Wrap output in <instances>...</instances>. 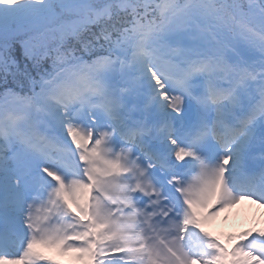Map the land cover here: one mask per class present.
Here are the masks:
<instances>
[{"label":"snow or ice","instance_id":"6c2138e0","mask_svg":"<svg viewBox=\"0 0 264 264\" xmlns=\"http://www.w3.org/2000/svg\"><path fill=\"white\" fill-rule=\"evenodd\" d=\"M246 199L264 0H0V264H264Z\"/></svg>","mask_w":264,"mask_h":264},{"label":"bare ground","instance_id":"6f19581e","mask_svg":"<svg viewBox=\"0 0 264 264\" xmlns=\"http://www.w3.org/2000/svg\"><path fill=\"white\" fill-rule=\"evenodd\" d=\"M236 205L239 207L244 206L247 209V213L249 216H251V214H253V218H254V213L256 215L263 217V223H261V224L257 223L256 227L264 229V208H260L257 206H252V205L246 204L245 201H240ZM252 221L254 222V220H252ZM232 223L235 224L234 226L238 227L239 229H242V228L248 227L247 225L251 222L249 221L248 217L238 216L232 221ZM251 228H253V227H251Z\"/></svg>","mask_w":264,"mask_h":264},{"label":"rangeland","instance_id":"374dc122","mask_svg":"<svg viewBox=\"0 0 264 264\" xmlns=\"http://www.w3.org/2000/svg\"><path fill=\"white\" fill-rule=\"evenodd\" d=\"M46 250V249H45ZM44 250V252H45V255H47V256H49V257H51L52 259H54V256H52V255H49L48 253H46V251ZM60 255V254H59ZM61 256V255H60ZM68 260L66 259V261L65 262H67Z\"/></svg>","mask_w":264,"mask_h":264}]
</instances>
